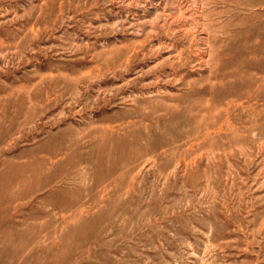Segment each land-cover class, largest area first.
<instances>
[{
	"label": "rangeland",
	"instance_id": "374dc122",
	"mask_svg": "<svg viewBox=\"0 0 264 264\" xmlns=\"http://www.w3.org/2000/svg\"><path fill=\"white\" fill-rule=\"evenodd\" d=\"M0 51V264H264V0H0Z\"/></svg>",
	"mask_w": 264,
	"mask_h": 264
},
{
	"label": "bare ground",
	"instance_id": "6f19581e",
	"mask_svg": "<svg viewBox=\"0 0 264 264\" xmlns=\"http://www.w3.org/2000/svg\"><path fill=\"white\" fill-rule=\"evenodd\" d=\"M172 1H174V0H172ZM190 1H192V0H190ZM194 1H195V0H194ZM217 1H219V0H217ZM187 2H188V1H187ZM191 3H192V2H191ZM198 3H199V2H198ZM222 3H223V1H222ZM171 4H173V3H171ZM174 4H175V3H174ZM180 4H181V3H180ZM187 4H188V3H187ZM194 4H195V3H194ZM176 6H177V5H176ZM176 6H175V7H176ZM178 6H179V5H178ZM186 6H187V5H186ZM172 7H173V6H172ZM175 7H174V8H175ZM192 7H193V6H192ZM180 8H181V7H180ZM188 8H189V7H188ZM183 9H184V8H183ZM194 9H195V8H194ZM176 10H177V8H176ZM178 10H180V9H178ZM191 10H192V9H191ZM5 11H6V10H5ZM186 11H187V10H186ZM197 11H200V9H199V10L197 9ZM15 12H16V11H15ZM175 12H176V11H175ZM182 12H185V11H182ZM182 12L180 13L179 17H180V18L182 17V18L185 19L186 17H185V15H183ZM200 12H201V11H200ZM202 12H203V11H202ZM7 13H8V12H7ZM177 13H178V12H177ZM192 13H193V12H192ZM204 13H205V12H204ZM197 14H198V13H197ZM197 14H196V15H197ZM12 15H13V14H12ZM166 15H168V14H166ZM201 15H202V14H201ZM214 15H215V14H214ZM221 15H222V14H221ZM10 16H11V15H10ZM170 16L172 17L171 14H170ZM174 16H175V15H174ZM202 16H203V15H202ZM202 16H201V17H202ZM227 16H228V15H227ZM168 17H169V16H168ZM191 17H193V14H192ZM199 17H200V16H199ZM222 17H223V16H222ZM233 17H234V16H233ZM188 18H190V17L187 16V19H188ZM195 18H196V17H195ZM12 19H13V18H12ZM187 19H186V20H187ZM172 20H174V19H172ZM177 20H178V19H177ZM188 20H189V19H188ZM182 21H183V20H182ZM190 21H192V20H190ZM171 22H172V21H171ZM175 22L177 23V21H175ZM183 22H184V21H183ZM196 22H197V21H196ZM199 22H200V21H199ZM199 22H198V23H199ZM201 22H202V21H201ZM217 22H218V21H217ZM178 23H179V22H178ZM187 23H188V22H187ZM205 23H206V22H205ZM196 24H197V23H196ZM196 24H195L194 26H196ZM203 24H204V22L202 23V25H203ZM212 24H213V23H212ZM224 24H225V23H224ZM189 25L193 26V25H192V22H191V24L189 23ZM198 25H200V24H198ZM204 25H205V24H204ZM204 25H203V26H204ZM214 25H215V24H214ZM30 26H31V25H30ZM185 26L188 27V25H185ZM200 26H201V25H200ZM203 26H202V27H203ZM209 26H210V25H209ZM28 27H29V25H28ZM28 27H27V28H28ZM182 27H183V26H182ZM206 27H207V26H206ZM213 27H214V26H213ZM30 29H31V28H30ZM30 29H29V30H30ZM190 29H191V28H190ZM195 29H196V28H195ZM211 29H212V28H211ZM217 29H218V28H217ZM172 30H173V28H172ZM176 30H177V29H176ZM201 30H202V29H201ZM203 30H204V29H203ZM183 31H184V30H183ZM183 31H182V32H183ZM204 31H205V30H204ZM167 32H168V31H167ZM169 32H170V31H169ZM171 32H173V31H171ZM174 32H175V30H174ZM192 32H193V31H192ZM194 32H195V31H194ZM196 32L199 33V31H196ZM202 32H203V31H202ZM176 33H177V32H176ZM185 33H186V36H187V35H190V30H188V29L186 30V29H185ZM206 33H208V32L205 31V34H206ZM218 33H219V32H218ZM191 34H192V33H191ZM167 35H168V33H167ZM169 35H170V34H169ZM169 35H168V37H169ZM173 35H175V34L173 33ZM194 35H195V34H194ZM206 35H207V34H206ZM26 36H27V35H26ZM171 36H172V33H171ZM198 36H199V35H198ZM198 36H197V38H198ZM222 36H223V35H222ZM66 37H67V36H66ZM165 37H166V36H165ZM165 37H164V38H165ZM168 37H167V38H168ZM187 37H190V36H187ZM193 37H194V36H193ZM199 37H200V36H199ZM169 38H170V37H169ZM184 38H186V37H184ZM191 38H192V37H191ZM200 38H201V37H200ZM165 39H166V38H165ZM189 39H190V38H189ZM189 39H188V40H189ZM192 39H193V38H192ZM192 39H191V40H192ZM205 39H207V38H205ZM205 39H204V40H205ZM185 40H187V39H185ZM195 40H196V39H195ZM197 40H198V39H197ZM199 40H200V39H199ZM161 41H162V40H161ZM69 42H70V41H69ZM172 42L175 43L174 40H173ZM177 42H178V41H177ZM203 42H204V41H203ZM163 43H164V42H163ZM170 43H171V42H170ZM170 43H169V44H170ZM188 43H189V41H188ZM199 43H200V42H199ZM199 43H197V44H199ZM205 43H207V42H205ZM210 43H211V42H210ZM39 44H40V43H39ZM70 44H72V43L70 42ZM164 44H165V43H164ZM8 45H9V44H8ZM76 45H77V44H76ZM172 45H173V44H172ZM175 45H176V44H175ZM195 45H196V44H195ZM195 45H194V46H195ZM199 45H200V44H199ZM204 45H205V44H204ZM1 46H2V45H1ZM69 46H70V45H69ZM159 46H160V45H159ZM163 46H164V45H163ZM163 46H162V47H163ZM196 46H197V45H196ZM208 46L211 47L210 44H209ZM129 47H130V46H129ZM160 47H161V46H160ZM169 47H170V46H169ZM177 47H178V46H177ZM177 47H176V48H177ZM197 47H198V46H197ZM197 47H196V48H197ZM199 47H200V46H199ZM203 47H205V46H203ZM209 47H208V48H209ZM8 48H9V46H8ZM68 48H69V47H68ZM165 48H166V47H165ZM172 48H174V47H172ZM186 48H188V47H186ZM48 49H49V48H48ZM128 49H129V48H128ZM151 49H152V48H151ZM154 49H155V48H154ZM169 49H170V48H169ZM190 49H191V48H190ZM205 49H206V48H205ZM211 49H212V48H211ZM216 49H217V48H216ZM140 50H141V49H139V51H140ZM156 50H157V49H156ZM159 50H160V48H159ZM170 50H171V49H170ZM193 50H194V49H193ZM193 50H192V51H193ZM4 51H5V50H4ZM4 51H3V52H4ZM151 51H152V50H151ZM172 51H173V50H172ZM177 51H178V50H177ZM199 51H200V50H199ZM202 51H203V49H202ZM204 51H205V50H204ZM0 52H1V51H0ZM3 52H2V53H3ZM7 52H8V50H7ZM125 52H126V51H125ZM137 52H138V51H137ZM181 52H182V51H181ZM181 52H180V50H179V51L177 52V54L175 53V54H176V57H174V59L177 58L179 61H181V60H180V58H181ZM206 52H207V50H206ZM8 53H9V52H8ZM128 53H129V52H128ZM140 53H141V52H140ZM172 53H173V52H172ZM189 53H192V52L189 51ZM53 54H54V53H53ZM126 54H127V53H126ZM138 54H139V53H138ZM175 54H174V55H175ZM186 54H187V53H186ZM197 54H198V53H197ZM217 54L219 55V53H217ZM4 55H6V54H3V56H4ZM9 55H10V54H9ZM18 55H19V53H18ZM171 55H172V54H171ZM183 55H185V54H183ZM191 55H192V54H191ZM204 55H205V54H204ZM210 55H212V54H210ZM1 56H2V55H1ZM130 56H131V55H130ZM187 56H188V55H187ZM195 56H196V55H195ZM198 56H199V55H198ZM208 56H209V55H208ZM18 57H19V56H18ZM131 57H132V56H131ZM0 58H1V57H0ZM170 58H171V60H172V57H171V56H170ZM183 58H184V57H183ZM200 58H201V57H200ZM209 58H210V57H209ZM213 58H214V56H213ZM217 58H218V57H217ZM217 58H216V59L214 58L215 61H214L213 65L209 64L208 62H206V61H207L206 59H205L206 61H204L203 63H204V64L208 63L209 65H211V68H212L213 71H211L212 74H211L210 77L214 78L215 80H219V79H220V80H223V79L227 78V77L229 76V74L223 69L221 62H220L219 59H217ZM4 59H5V57H4ZM16 59H17V58H16ZM191 59H193V58H191ZM201 59H202V58H201ZM214 59H212V60H214ZM1 60H2V59H1ZM26 60H27V59H26ZM131 60H132L131 62H133V59H131ZM169 60H170V59H169ZM171 60H170V62H171ZM183 60H184V59H183ZM212 60H211V61H212ZM167 61H168V60H167ZM173 61H174V60H173ZM186 61H188V60H186ZM191 61H192V60H191ZM194 61H196V60H194ZM194 61H192V62H194ZM200 61H201V60L199 59L198 62H200ZM202 61H203V59H202ZM26 62H27V61H26ZM126 62H127V61H126ZM181 62H182V61H181ZM127 63H128V62H127ZM177 63H178V62H177ZM184 63H185V61H184ZM184 63H183V64H184ZM196 63H197V62H196ZM201 63H202V62H201ZM167 64L169 65V62H168ZM179 64H180V63H179ZM190 64H191V62H190ZM193 64H194V63H193ZM4 65H5V64H4ZM161 65H162V64H161ZM170 65H171V64H170ZM181 66H182V65H181ZM190 66H191V65H190ZM212 66H213V67H212ZM170 67H171V66H170ZM185 67H186V66H185ZM187 67H189V66H187ZM197 67H198V66H197ZM205 67H207V66H205ZM48 68H49V67H48ZM158 68H159V67H158ZM160 68H161V67H160ZM163 68H164V66H163ZM167 68H168V67H167ZM180 68H181V67H180ZM183 68H184V67H183ZM183 68H182V69H183ZM207 68H208V67H207ZM156 69H157V68H156ZM171 69H172V68H171ZM171 69H170V70H171ZM174 70H175V69H174ZM190 70H191V69H190ZM175 72H176V71H175ZM151 73H152V72H151ZM157 73H158V71H157ZM172 73H174V72H172ZM153 74H155V73L153 72ZM158 74H159V73H158ZM159 75H160V74H159ZM159 75H158V76H159ZM163 75H164V74H163ZM163 75H162V77H163ZM232 75H233V74H232ZM252 75H254V74L252 73ZM38 76H39V75H38ZM230 76H231V75H230ZM256 76H257V75H256ZM256 76H255V77H256ZM178 77H179V76H178ZM210 77H209V78H210ZM229 78H230V77H229ZM256 78H257V77H256ZM254 79H255V78H254ZM261 79H262V78H261ZM160 80H161V79H160ZM157 81H158V80H157ZM253 82H254V81H253ZM151 83H152V82H151ZM207 83H208V82H207ZM207 83H206V84H207ZM260 83H261V81H260ZM263 83H264V82H263ZM255 84H256V83H255ZM77 85H78V84H77ZM231 85L233 86V84H231ZM263 85H264V84H263ZM196 87H198V86H196L195 84H193L192 91H191V92L194 94V96H196V97L199 96V94L209 92V90L212 91V90L215 88V86L212 85L211 83H209V85H206V86L204 85V86H200V87H198V88H196ZM207 88H208V91H207ZM230 88H231V87H230ZM231 91H232V90H231ZM231 91H230V92H231ZM130 92H131V91H130ZM238 93H239V92H238ZM72 94H73V93H72ZM193 94H192V96H193ZM253 94H254V97H255V98H259V99L264 100V94H263V90H262V88L256 86V88L253 89ZM76 95H77V94H76ZM240 96H241V95H240ZM248 96H249V95H248ZM71 97H72V96H71ZM75 97H76V96H75ZM77 98H78V97H77ZM251 98H252V97H251ZM198 99H199V98H198ZM220 99H221V98H220ZM235 99H236V98H235ZM252 99H253V98H252ZM197 101H198V100H197ZM205 101H206V100H205ZM180 102H183V101H180ZM187 102H189V106H188V107H189L190 109L193 108V107L195 106V104H194V102H195V101H194V98H193L192 100H190V101L188 100ZM200 102H201V101H200ZM228 102H229V101H228ZM230 102H231V101H230ZM254 102H255V101H254ZM203 103H204V102H203ZM205 103H206V102H205ZM208 103H209V102H208ZM226 103H227V102H226ZM226 103H225V104H226ZM235 103H236V101H235ZM260 103H261V102H260ZM262 103H264V102H262ZM233 104H234V102H233ZM233 104H231V105H233ZM234 105H235V104H234ZM234 105H233V107H234ZM262 105H263V104H262ZM217 106H218L217 103H214L213 106L210 105V107H208V110H212L213 108H216ZM227 106H228V105H227ZM248 106H249V105H248ZM252 107H253V106H252ZM259 107H260V106H259ZM174 108H175V107H174ZM217 108H218V107H217ZM219 108H220V106H219ZM221 108H222V107H221ZM223 108H224V107H223ZM241 108H242V107H241ZM261 108H262V107H261ZM167 109H168V108H167ZM183 109H184V108H183ZM249 109H250V108H249ZM253 109H254V108H253ZM198 110H199V109H198ZM222 110H223V109H222ZM224 110H226V109H224ZM224 110H223V111H224ZM240 110H241V109H240ZM240 110H239V111H240ZM242 110H243V109H242ZM247 110H248V109H247ZM258 110H259V109H258ZM168 111H169V110H168ZM202 111H203V110H202ZM213 111H214V110H212L211 113H212ZM263 111H264V109H263ZM250 112H252V114H255V111H254V110H251ZM261 112H262V111H261ZM261 112H260V113H261ZM186 113H187V111H186ZM190 113H191V112H190ZM193 113H194V112H193ZM199 113H200V112H199ZM202 113H203V112H202ZM209 113H210V112H209ZM214 113H215V111H214ZM223 113H224V112H223ZM226 113H227V111H226ZM244 113H245V111H244ZM246 113H247V112H246ZM204 114H205V113H204ZM224 114H225V113H224ZM224 114H223V115H224ZM252 114H250V115H252ZM205 115H206V114H205ZM209 115H210V114H208V116H209ZM211 115H212V117H213V122L217 123L218 120L220 119V116H219L218 114H215V115L211 114ZM225 115H227V114H225ZM241 115H242V113H241ZM241 115H237V116L234 115L233 117H234L235 120H241V121H242V116H241ZM250 115L248 116V118H249V117H252V116L255 117L257 114L252 115V116H250ZM202 116H203V115H202ZM206 116H207V115H206ZM208 116H207V119L210 118V120H211V117L208 118ZM244 116H246V115H244ZM254 117H253V118H254ZM226 118H227V117H226ZM226 118L223 119V120H225V122H226V124H227V120H228V119L226 120ZM244 118H245V117H244ZM195 120H196V119H195ZM246 120H248V119H246ZM249 120H250V122H254L252 118H250ZM198 121H199V120H198ZM207 121H208V120H207ZM220 121H221V120H220ZM239 122H240V121H239ZM198 123H199V122H198ZM248 123H249V122H248ZM255 123H256V121H255ZM223 124L226 126V127H225V130L227 131L226 128L229 127L230 125L227 126L225 123H223ZM229 124H230V123H229ZM237 124H239V123H237ZM259 124H261V122H260ZM224 125H223V126H224ZM251 125H252V124H251ZM255 125H256V124H254L253 127H255ZM203 126H204V130H205V125H203ZM208 126H209V125H208ZM221 126H222V125H221ZM233 126H234V125H233ZM239 126H241V125H239ZM243 126H244V125H243ZM243 126H241V127H243ZM249 126H250V125H249ZM257 126H259V125H257ZM167 127H169V126H167ZM246 127H247V125H246ZM250 127H251V126H250ZM260 127H261V126H260ZM215 128H216V130H217L218 128H220V125H219L218 128H217V127H215ZM243 128H245V127H243ZM243 128H242V129H243ZM200 129H201V128H200ZM213 129H214V127H213ZM220 129H222V128H220ZM231 129H233V128H231ZM231 129H230V130H231ZM234 129H235V128H234ZM236 129H239V128H236ZM247 129H251V128H248V127H247ZM256 129H257V127H256ZM263 129H264V128H263ZM195 130H196V129H195ZM202 130H203V129H202ZM223 130H224V129H223ZM245 130H246V129H245ZM252 130L254 131V129H252ZM258 130H259V129H258ZM165 131H168V129H166ZM196 131H197V130H196ZM206 131H208V130L206 129V130H205V133H206ZM209 131H210V129H209ZM212 131H213V130H212ZM212 131H210V132L213 133ZM219 131H220V130H219ZM228 131H229V129H228ZM233 131H234V130H233ZM241 131H242V130H241ZM249 131H250V130H249ZM249 131H248V134H250ZM236 132H237V131H236ZM246 132H247V131H246ZM221 133H222V131H221ZM240 133H241V132H240ZM195 134H196V132H195ZM197 134H198V133H197ZM202 134H204V133L202 132ZM206 134H207V133H206ZM208 134H209V133H208ZM208 134H207V136H209ZM214 134H215V133H214ZM217 134H218V133H217ZM222 134H223V133H222ZM234 134H235V133H234ZM236 134H237V133H236ZM236 134H235V135H236ZM251 134H252V131H251ZM215 135H216V134H215ZM237 135H239V134H237ZM242 135H243V134H242ZM245 135H246V134H245ZM255 135H258V136H259V134H256V133H255ZM196 136H197V135H196ZM201 136H202V135H201ZM204 136H205V134H204ZM216 136H217V135H216ZM246 136H247V135H246ZM246 136H245V137H246ZM252 136H254V135H252ZM193 137H195V136H193ZM205 137H206V136H205ZM218 137H219V136H218ZM218 137H217V138H218ZM241 137H242V136H241ZM250 137H251V135H250ZM263 137H264V136H263ZM263 137L260 136L259 139H261V138H263ZM187 138H188V137H187ZM200 138H201V137H200ZM200 138H199V140H200ZM202 138H204V137H202ZM206 138H207V137H206ZM239 138H240V137H239ZM171 139H172V138H171ZM171 139H170V140H171ZM197 139H198V138H196V139H194V140H197ZM210 139L212 140V137H211ZM230 139H231V137H230ZM255 139H256V138H255ZM263 139H264V138H263ZM251 140H252V139H251ZM251 140H250V141H251ZM253 140H254V139H253ZM261 140H262V139H261ZM261 140H258V141L260 142ZM173 141H175V140H173ZM197 141H198V140H197ZM197 141H196V142H197ZM221 141H222V140H221ZM234 141H235V140H234ZM238 141H239V140H238ZM243 141H244V140H243ZM175 142H176V141H175ZM201 142H202V139H201L200 143H201ZM226 142H227V141H226ZM231 142H233V141H231ZM173 143H174V142H173ZM235 143H236V142H235ZM239 143H240V142H239ZM253 143H254V142H253ZM170 144H171V141H170ZM174 144H175V143H174ZM192 144H193V142H192ZM254 144H255V143H254ZM254 144H253V145H254ZM260 144H261V142H260ZM176 145H179V144H175V146H176ZM190 145H191V144H190ZM190 145H189V146H190ZM227 145H228V144H227ZM261 145H262V144H261ZM172 146H173V145H172ZM180 146H181V144H180ZM189 146H188V147H189ZM193 146H194V145H193ZM196 146H197V145H196ZM213 146H214V145H213ZM220 146H221V143H220ZM255 146H256V145H255ZM259 146H260V145L258 144L256 147H259ZM263 146H264V145H263ZM198 147H199V146H198ZM198 147H197V148H198ZM202 147H203V146H202ZM209 147H210V146H209ZM215 147H216V146H215ZM239 147H240V146H239ZM244 147H245V146H243V148H244ZM261 147H262V146H261ZM170 148H171V147H170ZM172 148H173V147H172ZM172 148H171V150H172ZM190 148L193 149L192 147H190ZM204 148H205V147H204ZM213 148H214V147H213ZM180 149H181V148H180ZM188 149H189V148H188ZM194 149L196 150L195 147H194ZM208 149H210V148H208ZM259 149H260V148H259ZM173 150H175V149H173ZM214 150H215V149H214ZM261 150H262V149H261ZM186 151H187V150H186ZM190 151H191V150H190ZM196 151H197V150H196ZM198 151H199V150H198ZM208 151H209V150H208ZM210 151H211V150H210ZM212 151H213V150H212ZM216 151H217V150H216ZM238 151H239V150H238ZM256 151H257V150H256ZM259 151H260V150H259ZM170 152H171V151H170ZM191 152H192V151H191ZM224 152H225V151H224ZM261 152L263 153V151H260V154H261ZM217 153H218V151H217ZM240 153H241V152H240ZM172 154L174 155V157H177V163H178V164H179V162H181V161L183 160V159L181 160L180 157H181L184 153H183V154H182L181 152L178 153V151H177V154H176V152L173 151ZM191 154H192V153H191ZM206 154H207V153H206ZM206 154H205V155H206ZM211 154H212V153H211ZM208 155H209V154H208ZM213 155H214V154H213ZM200 156H201V155H200ZM223 156H224V155H223ZM261 156H263V155H261ZM189 157H190V156H189ZM201 157H202V156H201ZM207 157H208V156H207ZM207 157H206V158H207ZM182 158H183V157H182ZM206 158H204V159H206ZM213 158H214V157H213ZM245 158H246V157H245ZM192 159H193V158H192ZM263 159H264V158H263ZM209 160H210V159H209ZM224 160H225V159H224ZM150 161H151V160H150ZM191 161H192V160H191ZM191 161H190V162H191ZM212 161H213V160H212ZM144 162H145V161H144ZM263 162H264V161H263ZM191 163H192V162H191ZM260 163H262V162H260ZM153 164H154V163H153ZM206 164H207V163H206ZM187 165H188V164H187ZM153 166H154V165H153ZM173 166H174V165H173ZM192 166H193V165H192ZM151 167H152V166H151ZM176 168H177V167H176ZM262 168H263V167H262ZM262 170H263V169H262ZM179 171H180V170H179ZM156 174H157V173H156ZM202 174H203V173H202ZM203 176H204V175H203ZM260 176H261V175H260ZM207 177H209V176H207ZM231 177H232V176H231ZM230 179H231V178H230ZM224 180H225V179H224ZM207 181H208V180H207ZM192 187H193V186H192ZM205 187H206V186H205ZM191 190H192V189H191ZM237 190H238V189H237ZM205 192H207V191H205ZM208 192H209V191H208ZM213 192H214V191H213ZM209 196H210V195H209ZM211 197H214V196H211ZM200 199H201V198H200ZM200 201H201V200H200ZM184 204H185V202H184ZM120 213H121V212H120ZM118 214H119V213H118ZM61 215H62V214H61ZM120 215H121V214H120ZM120 215H119V216H120ZM115 217H116V216H115ZM120 217H123V216L121 215ZM124 217H125V216H124ZM118 218H119V217H118ZM120 219H122V218H120ZM117 221H118V220H117ZM119 221H120V220H119ZM135 221H136V220H135ZM250 221H252V220H250ZM116 223H117V222H116ZM135 223H136V222H135ZM139 223H140V222H139ZM260 223H261V222H260ZM121 224H122V222H121ZM130 224H131V223H130ZM118 226H119V225H118ZM258 227H259V226H258ZM118 228H119V227H118ZM120 229H121V228H120ZM128 229H129V226H128ZM209 230H210V228H209ZM257 230H258V229H257ZM196 231H197V230H196ZM196 231H195V232H196ZM118 236H120V235H118ZM203 236H204V235H203ZM204 237H205V236H204ZM207 237H208V236H207ZM206 240H207V238H206ZM204 242H205V241H204ZM180 243H181V242H180ZM205 243H206V242H205ZM205 243H204V244H205ZM187 244H188V243H187ZM190 244H191V243H190ZM207 244H208V243H207ZM205 245H206V244H205ZM208 245H209V244H208ZM181 246H182V245H181ZM185 246H186V244H185ZM213 246L215 247V245H213ZM91 247H92V246H91ZM187 247H188V246H187ZM210 247H211V246H210ZM189 248H190V247H189ZM189 248H188V249H189ZM230 248H231V247H230ZM140 249H141V248H140ZM191 249H192V248H191ZM191 249H189V250H191ZM195 250H196V249H195ZM205 251H206V250H205ZM212 251H214V250H212ZM209 256H210V255H209ZM161 257H162V256H161ZM206 259H207V258H206ZM177 260H178V259H177ZM148 261H149V260H148ZM214 264H215V263H214Z\"/></svg>",
	"mask_w": 264,
	"mask_h": 264
}]
</instances>
